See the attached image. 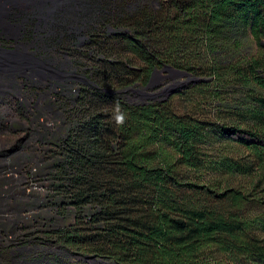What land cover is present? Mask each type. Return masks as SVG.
Instances as JSON below:
<instances>
[{"label":"trees","instance_id":"1","mask_svg":"<svg viewBox=\"0 0 264 264\" xmlns=\"http://www.w3.org/2000/svg\"><path fill=\"white\" fill-rule=\"evenodd\" d=\"M137 25L129 80L139 60L141 89L169 67L202 81L72 95L0 264H264V0H154Z\"/></svg>","mask_w":264,"mask_h":264},{"label":"flooded vegetation","instance_id":"2","mask_svg":"<svg viewBox=\"0 0 264 264\" xmlns=\"http://www.w3.org/2000/svg\"><path fill=\"white\" fill-rule=\"evenodd\" d=\"M119 24L99 16L91 26L86 25L73 33L69 43H57L58 48H52V54L47 51L48 45L32 44V37L23 33L16 39L8 36L7 41L1 43L0 40V47L7 52L28 51L27 54L47 72L42 80L35 78L28 68L24 73L3 72L0 132L7 135L5 132L24 129L26 123L36 125L34 133L18 137V142L15 140L5 155L12 159L24 156L28 160L29 154L38 153V142L43 136L63 135L69 119L67 100L74 94L77 96L83 91L118 92L122 98L140 103V61L131 66L134 73L129 80L128 60L123 55L128 49L121 42L125 39L123 33L116 31ZM164 71L188 75L172 67L157 69L150 86L143 89H149L157 74ZM13 119L17 120L18 126L12 123Z\"/></svg>","mask_w":264,"mask_h":264},{"label":"rangeland","instance_id":"3","mask_svg":"<svg viewBox=\"0 0 264 264\" xmlns=\"http://www.w3.org/2000/svg\"><path fill=\"white\" fill-rule=\"evenodd\" d=\"M152 1L154 0H0V40L1 43L3 40L7 41L8 36L16 39L19 34L23 33L32 37L33 40L30 41L32 44L40 42L41 45H48L47 51L52 54L58 48L57 43L60 45L69 43L73 33L86 25L91 26V22L100 16L102 19H113L116 23H120V28L116 31L123 33L122 37L125 39L121 41L122 45L133 50V38L140 41V25H137L140 23V4ZM153 5L157 6L158 2H153ZM114 40L118 39L114 38ZM27 53L29 52L23 50L19 53L20 56L14 54V60L8 59L12 55L0 54V63L4 62L3 59L7 57L8 60L13 61L8 69L10 74L24 73L30 69L35 78L42 80L47 74L45 68L43 69ZM4 64L6 63L4 62ZM201 81L202 79L190 75L164 71L157 74L149 89L140 88V101L152 98L165 100L170 98L176 90H183L191 84L197 85ZM14 120L12 123L18 126L17 120ZM24 126L25 128L18 132H5L7 133L5 136H12L11 140L17 141L18 137L35 132L33 130L36 128L35 124L26 123ZM232 136L240 139L247 135L235 133ZM39 186L42 189L33 192L43 191L44 184L40 183ZM22 211L23 209L20 208L18 212ZM22 253L27 254L29 251L24 250Z\"/></svg>","mask_w":264,"mask_h":264},{"label":"built area","instance_id":"4","mask_svg":"<svg viewBox=\"0 0 264 264\" xmlns=\"http://www.w3.org/2000/svg\"><path fill=\"white\" fill-rule=\"evenodd\" d=\"M5 53L7 51L0 47V54ZM3 66V62L0 63V98L4 95ZM11 138L0 132V231L5 230L8 238L13 237L10 227L17 220L21 202L29 198L34 190L42 189L38 183L31 182V177L27 175L29 171L34 172L37 168L27 169V159L24 156L12 159L5 155V152L14 146L15 139Z\"/></svg>","mask_w":264,"mask_h":264},{"label":"water","instance_id":"5","mask_svg":"<svg viewBox=\"0 0 264 264\" xmlns=\"http://www.w3.org/2000/svg\"><path fill=\"white\" fill-rule=\"evenodd\" d=\"M14 54H17V53H7V55H6V53L4 54L5 56H11L12 55V57H10V58H8V59H15V57H14ZM17 55H19V54H17ZM20 56V55H19ZM4 58V57H3ZM7 59V57H5L4 59H3V61L6 63V64H4V62H3V65H5V66H3L4 67V69L5 70H8L9 68H10V64H13V61H10V60H8Z\"/></svg>","mask_w":264,"mask_h":264},{"label":"clouds","instance_id":"6","mask_svg":"<svg viewBox=\"0 0 264 264\" xmlns=\"http://www.w3.org/2000/svg\"><path fill=\"white\" fill-rule=\"evenodd\" d=\"M118 124H122L124 122V116L121 114L116 118Z\"/></svg>","mask_w":264,"mask_h":264},{"label":"bare ground","instance_id":"7","mask_svg":"<svg viewBox=\"0 0 264 264\" xmlns=\"http://www.w3.org/2000/svg\"><path fill=\"white\" fill-rule=\"evenodd\" d=\"M2 60V59H1Z\"/></svg>","mask_w":264,"mask_h":264}]
</instances>
